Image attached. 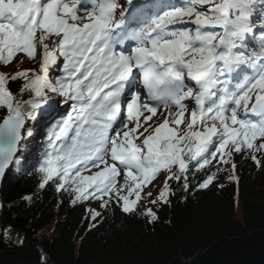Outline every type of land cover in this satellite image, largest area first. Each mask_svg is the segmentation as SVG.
I'll return each instance as SVG.
<instances>
[{
	"label": "snow or ice",
	"instance_id": "snow-or-ice-1",
	"mask_svg": "<svg viewBox=\"0 0 264 264\" xmlns=\"http://www.w3.org/2000/svg\"><path fill=\"white\" fill-rule=\"evenodd\" d=\"M26 61L0 72V179L46 127L37 187L95 201L89 232L264 171V0H0V65Z\"/></svg>",
	"mask_w": 264,
	"mask_h": 264
},
{
	"label": "trees",
	"instance_id": "trees-1",
	"mask_svg": "<svg viewBox=\"0 0 264 264\" xmlns=\"http://www.w3.org/2000/svg\"><path fill=\"white\" fill-rule=\"evenodd\" d=\"M32 66L26 61L0 66V72ZM34 157L35 151L25 154V165L12 167L0 186V264H39L44 254L48 264H169L189 261L224 238L264 229V171L251 162L239 167L238 185L223 179L218 182L223 188L192 192L184 202L175 199L153 225L139 212L125 216L109 210L102 226L89 232L85 208L96 202L73 206L68 193H57L55 186L40 190L39 171L28 167ZM29 195L31 200L21 201Z\"/></svg>",
	"mask_w": 264,
	"mask_h": 264
},
{
	"label": "water",
	"instance_id": "water-1",
	"mask_svg": "<svg viewBox=\"0 0 264 264\" xmlns=\"http://www.w3.org/2000/svg\"><path fill=\"white\" fill-rule=\"evenodd\" d=\"M169 264H264V229L234 239L224 238L189 261L176 258Z\"/></svg>",
	"mask_w": 264,
	"mask_h": 264
},
{
	"label": "rangeland",
	"instance_id": "rangeland-1",
	"mask_svg": "<svg viewBox=\"0 0 264 264\" xmlns=\"http://www.w3.org/2000/svg\"><path fill=\"white\" fill-rule=\"evenodd\" d=\"M92 171L94 172V171H96V169H93ZM88 174H90V173H86V175H88ZM161 183H162V179H160V178L157 181L153 182V184H155L157 186H159ZM147 190L151 191L153 193V197H155V195L157 194V187H153L152 185H149ZM145 202H146V200L143 201V203H145ZM6 237H9V235L6 234Z\"/></svg>",
	"mask_w": 264,
	"mask_h": 264
},
{
	"label": "bare ground",
	"instance_id": "bare-ground-1",
	"mask_svg": "<svg viewBox=\"0 0 264 264\" xmlns=\"http://www.w3.org/2000/svg\"><path fill=\"white\" fill-rule=\"evenodd\" d=\"M40 139V138H39ZM39 141V140H38ZM36 145H38L37 143H36Z\"/></svg>",
	"mask_w": 264,
	"mask_h": 264
}]
</instances>
